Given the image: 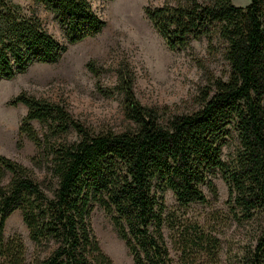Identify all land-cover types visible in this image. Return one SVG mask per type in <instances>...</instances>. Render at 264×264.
Masks as SVG:
<instances>
[{
    "label": "trees",
    "instance_id": "trees-1",
    "mask_svg": "<svg viewBox=\"0 0 264 264\" xmlns=\"http://www.w3.org/2000/svg\"><path fill=\"white\" fill-rule=\"evenodd\" d=\"M31 1L25 9L0 0L2 79L57 62L70 44L105 26L94 0ZM37 7L51 15L62 40L49 32ZM144 13L171 50L202 38L211 49L218 42L225 77L207 75L197 107L175 113L142 105L130 77L121 74L114 90L128 124L120 131L93 130L53 103L16 95L9 103L27 107L19 132L35 151L30 169L0 154V264H113L92 228L96 208L109 216L133 264H173L163 233L164 195L171 191L181 206L205 203L206 191L217 195V176L227 186L229 216L253 232L237 264H264V0L245 6L166 0L145 6ZM32 120L43 126L41 135ZM71 132L75 139L59 140ZM36 170L42 181L33 178ZM15 210L33 243L29 253L20 234L3 233ZM184 230L177 238L181 264L219 263L216 235L199 224Z\"/></svg>",
    "mask_w": 264,
    "mask_h": 264
},
{
    "label": "rangeland",
    "instance_id": "rangeland-1",
    "mask_svg": "<svg viewBox=\"0 0 264 264\" xmlns=\"http://www.w3.org/2000/svg\"><path fill=\"white\" fill-rule=\"evenodd\" d=\"M9 1L25 9L33 6L31 0ZM165 1L94 0L97 12L105 20L100 33L70 44L55 63H37L10 80L0 78V154L32 168L30 157L35 146L19 132L27 107L23 103H9L19 93L59 106L73 120L93 130L126 128L128 121L123 115L121 97L114 90L121 74L130 77L135 97L142 105L167 106L175 113L197 107L195 98L207 84V75L225 77L228 66L218 42L214 43V49L208 47L204 38L193 41L185 50L167 47L144 13L145 6H159ZM232 2L245 6L249 0ZM36 12L49 32L62 40L51 15L41 7H37ZM31 124L40 135L43 133L44 128L37 120H32ZM73 139L72 132L59 138ZM32 176L38 181L44 177L37 170ZM8 180L9 176L4 183ZM213 181L217 195L213 197L206 191L208 201L205 203L181 206L171 191L164 195L167 224L163 233L173 264H181L177 249L179 229L191 232L194 224L203 226L204 231L220 239L218 264H237L241 248L252 238V229L236 223L228 214L227 186L223 179L217 176ZM91 224L100 247L113 264H133L124 242L102 209L93 211ZM3 233L5 237L20 234L27 252L32 251L33 243L18 210L6 219ZM193 256L196 258L197 254ZM203 260L210 264L207 258Z\"/></svg>",
    "mask_w": 264,
    "mask_h": 264
}]
</instances>
